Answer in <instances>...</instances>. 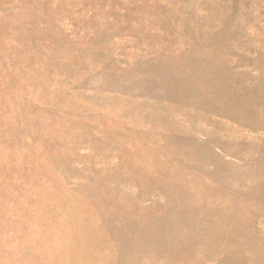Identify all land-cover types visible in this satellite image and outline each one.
<instances>
[{
    "label": "rangeland",
    "instance_id": "1",
    "mask_svg": "<svg viewBox=\"0 0 264 264\" xmlns=\"http://www.w3.org/2000/svg\"><path fill=\"white\" fill-rule=\"evenodd\" d=\"M0 264H264V0H0Z\"/></svg>",
    "mask_w": 264,
    "mask_h": 264
}]
</instances>
